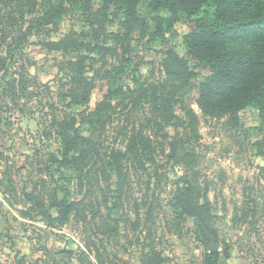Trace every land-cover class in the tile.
<instances>
[{
    "label": "rangeland",
    "instance_id": "1",
    "mask_svg": "<svg viewBox=\"0 0 264 264\" xmlns=\"http://www.w3.org/2000/svg\"><path fill=\"white\" fill-rule=\"evenodd\" d=\"M37 1L36 16L43 13L48 1L58 3ZM102 1L91 0L94 11ZM64 7L67 12L54 23L35 29L21 51H14L12 59L1 41L5 22L0 24V264H146L143 257L150 247L159 254L161 264H205L212 252L208 250L212 243L208 237L214 238L216 264H264V128L259 112L247 107L235 117L207 118L195 103V87L208 71L193 70L189 63L197 77L186 87L166 77L163 68L167 47L173 48L179 58L186 54L183 37L189 27L182 22L165 34L168 46L152 41L145 32H133L130 61L120 78L125 90L132 88L133 70H138L141 79L168 80L178 88L173 111L182 121L164 127L158 138L173 161L166 163L162 155L157 158L163 167H159V184H155L154 176L148 191L149 195H158L159 205L152 217L148 219L145 210H140L139 218L134 214V199L145 191L144 183L150 180L154 168L150 163L142 175L130 172L129 187L117 208H113L114 176L109 186L102 184L101 189L90 185L79 189L75 175L66 170L60 175L54 163V159H60V140L50 126V105L68 104L60 97L69 83L62 64L73 60L74 55L47 51L44 44L71 34L83 45L105 47L104 55L80 50L90 57L86 76L95 81L88 104L91 111L108 89L107 80L98 76L118 66L123 51L107 36L117 31V20L105 23L101 31L99 24L88 26L82 6ZM9 12L17 20L18 38L19 29L24 31L26 24L20 21L18 8L2 13ZM138 13L151 24L145 3L139 5ZM25 19L30 20V16ZM184 109L193 111L196 119L185 117ZM81 121L79 117L78 127L87 136V126ZM118 123L115 121L107 130L109 147H120L122 143V137H116ZM175 147L182 156L173 158L178 152ZM181 179L188 180L210 203L214 235L204 233L207 240L202 239L193 219H179L176 207L170 204L178 184L182 186ZM61 189H68L69 200L78 202L75 205L81 212L73 211L67 221L49 227L45 215L57 216L52 200L54 194L63 196ZM115 220L119 227L111 232L108 225L113 227ZM80 257L83 263L78 261Z\"/></svg>",
    "mask_w": 264,
    "mask_h": 264
},
{
    "label": "trees",
    "instance_id": "2",
    "mask_svg": "<svg viewBox=\"0 0 264 264\" xmlns=\"http://www.w3.org/2000/svg\"><path fill=\"white\" fill-rule=\"evenodd\" d=\"M142 2L151 15V24L138 13ZM37 5V0H0V24L5 22L1 41L11 59L16 49L21 51L22 44L35 29L54 23L63 16L67 12L65 5L82 6L91 28L99 24L98 30H101L105 23L118 21L117 31L107 36L114 45L119 44L123 49L122 58L118 66L98 76L107 80L108 89L92 111L88 104L95 81L86 76V61L90 57L81 54L80 50L85 48L90 54L104 55L105 47L83 45L71 34L60 41L44 44L47 51L74 55L73 60L62 64L67 70L69 83L60 97L68 104L59 107L54 103L50 105L53 111L50 126L60 140V159H54V163H57L60 175L65 173L63 170L75 175L79 189L88 185L101 189L100 185L109 186L114 176L113 208L123 202L130 172L142 175L147 171L146 164L150 163L154 168L150 180L144 183L145 191L140 198L134 199V214L139 218L140 210H145L143 214L148 219L152 217L159 205L158 195H149L148 191L154 176L155 184H159L162 176L158 175L159 167H163L159 166L157 158L162 155L167 158L166 163L173 161L166 155L165 145L158 138L162 137L160 134L164 127L176 126L182 121L173 111L175 89L178 88L168 84V80L149 82L141 79L138 70H133L132 88L125 90L121 86L120 78L130 61V35L133 32H145L152 41L159 40L168 46L165 34L172 32L179 22L187 25L189 32L183 37L185 56L179 58L173 48L166 49L163 68L166 77L178 80L186 87L191 86L192 80L197 77L193 70H207L208 75L195 87V103L201 113L210 119H221L235 117L241 110L254 107L264 128V0H103L96 11L91 0H58L57 4L48 1L43 13L36 16ZM16 8L20 21L26 24L24 31L19 29L18 38L15 37V16L12 12L2 13L5 9L16 12ZM26 15L30 16V20L26 21ZM7 28L10 30L7 31ZM111 54L116 55L115 52ZM189 63L193 64V70ZM73 110L80 111L76 113ZM135 114L139 117L135 118ZM184 116L189 120L196 119L191 110L184 109ZM79 117L82 118L80 124L87 126V136L78 127ZM117 120L116 137H122V143L120 147H109L106 145L107 130ZM170 146L174 147L173 144ZM174 151L179 152L176 147ZM178 152L173 158L182 156ZM176 163H179L178 159ZM181 182L182 186L178 184L170 204L176 207L179 219H193L202 239L207 240L204 233L214 235L210 203L188 180L181 179ZM67 190H60L63 193L61 198L53 195L57 216L45 215L49 227L64 223L73 211L74 214L81 212L75 205L78 202L69 200ZM108 202H105L106 206H109ZM113 223V227L108 225V228L117 232L119 221ZM216 254L215 251L210 252L205 264H216ZM143 259L147 260L146 264H161L159 254L152 247L147 249ZM78 261L83 263L81 257Z\"/></svg>",
    "mask_w": 264,
    "mask_h": 264
},
{
    "label": "water",
    "instance_id": "3",
    "mask_svg": "<svg viewBox=\"0 0 264 264\" xmlns=\"http://www.w3.org/2000/svg\"><path fill=\"white\" fill-rule=\"evenodd\" d=\"M208 238L212 241L211 245H209L208 247V250L216 251V248L212 246V244L214 243V238L213 237H208Z\"/></svg>",
    "mask_w": 264,
    "mask_h": 264
}]
</instances>
